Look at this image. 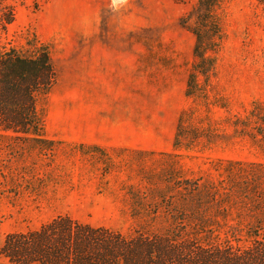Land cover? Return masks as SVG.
Instances as JSON below:
<instances>
[{
	"label": "rangeland",
	"instance_id": "rangeland-1",
	"mask_svg": "<svg viewBox=\"0 0 264 264\" xmlns=\"http://www.w3.org/2000/svg\"><path fill=\"white\" fill-rule=\"evenodd\" d=\"M196 1L0 0V46L29 55L46 45L56 70L49 91L36 99L42 133L55 140L52 146L0 136V242L7 233L38 228L57 215L127 233L138 222L129 214V186L145 192L164 187L162 179L171 175L218 181L226 161L264 164V141L253 139L247 128L232 132L234 119L251 111L264 115V0L220 3L222 35L209 52L214 65L207 77L198 75L205 104L185 95L194 35L179 19ZM100 40L147 43V74L126 82L123 98L75 97L81 83L60 73L65 66L75 69V60L67 62L61 53ZM87 100L109 114V121L95 123L101 136L116 137L122 113L131 143L78 146L76 110L81 113ZM191 107V124L199 121L204 129L210 119L219 136L203 150L173 153L178 115ZM0 264H10L1 252Z\"/></svg>",
	"mask_w": 264,
	"mask_h": 264
},
{
	"label": "trees",
	"instance_id": "trees-1",
	"mask_svg": "<svg viewBox=\"0 0 264 264\" xmlns=\"http://www.w3.org/2000/svg\"><path fill=\"white\" fill-rule=\"evenodd\" d=\"M221 2L197 0L179 19L194 35L195 60L185 88L194 103L207 100L198 75L207 77L214 65L209 52L222 35ZM54 81L48 46L29 55L0 46V136L52 146L55 140L42 133L36 99ZM194 116L193 107L179 113L171 152L200 151L219 136L210 119L204 129L199 121L192 125ZM232 122V132L247 128L253 139L264 141V115L251 111ZM222 168L218 181L171 175L162 179L164 187L145 192L129 186V214L138 222L127 233L57 215L38 228L7 233L0 252L10 264H264V164L226 161Z\"/></svg>",
	"mask_w": 264,
	"mask_h": 264
},
{
	"label": "crops",
	"instance_id": "crops-1",
	"mask_svg": "<svg viewBox=\"0 0 264 264\" xmlns=\"http://www.w3.org/2000/svg\"><path fill=\"white\" fill-rule=\"evenodd\" d=\"M74 46L71 48L72 50L69 49L61 53L60 57H64L67 62L74 59L75 66H73L75 69L65 66V68L60 69V73L63 76L73 75L75 81L81 83L75 89V97L86 99L123 98L126 82H131L133 77L140 80L142 73L147 74L148 47L145 42L100 40L75 44ZM95 83L98 84L95 85ZM109 83L113 87L110 88ZM83 102L82 112L79 113L80 110H76V129L79 142L115 145H128L131 143L127 141L126 125L123 123L122 113L116 118L117 125L114 129L116 137L110 139V137L101 136L98 133V127L95 125L97 118L102 119L104 122L109 121V114L97 112L94 109L95 105H92L89 100ZM103 129L111 130L113 128L104 126Z\"/></svg>",
	"mask_w": 264,
	"mask_h": 264
}]
</instances>
